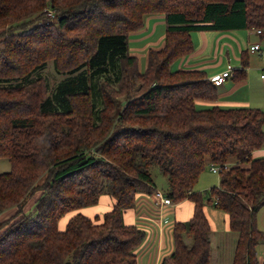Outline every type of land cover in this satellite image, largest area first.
I'll return each instance as SVG.
<instances>
[{"label": "trees", "instance_id": "trees-1", "mask_svg": "<svg viewBox=\"0 0 264 264\" xmlns=\"http://www.w3.org/2000/svg\"><path fill=\"white\" fill-rule=\"evenodd\" d=\"M46 9L54 24L39 21ZM158 12L165 44L149 49L143 71L130 37ZM248 28L264 30V0H0V158L11 163L0 215L15 207L0 220V264H138L146 231L124 212L157 189L155 166L173 204L194 203L161 264H212L207 204L237 233L232 264H264V156L252 155L264 147V111L199 108L219 97L207 72L171 69L194 51L192 32ZM50 60L65 75L55 83L42 73ZM138 81L147 86L134 93ZM209 165L222 169L220 184L196 191ZM105 192L115 203L102 218L76 211Z\"/></svg>", "mask_w": 264, "mask_h": 264}, {"label": "crops", "instance_id": "crops-1", "mask_svg": "<svg viewBox=\"0 0 264 264\" xmlns=\"http://www.w3.org/2000/svg\"><path fill=\"white\" fill-rule=\"evenodd\" d=\"M147 20L148 19H146V24L148 23ZM147 26H149V24H147ZM145 27L140 31L144 30ZM244 30L245 32H242L241 30H224V31L215 30L216 32L212 30L202 31L201 34L202 42L200 41V45L196 47L194 41V51L190 54V57L196 56L198 59L202 58L203 61L199 60V62H202V65H194L197 63L196 60H191L189 58L188 64L190 65H187L188 67H184V68L205 70L209 78H211L215 74H218L223 70H225L228 64H232V65L234 64L236 66L235 67L233 65L234 75L228 78L223 84L217 86L219 91L218 99L214 101V103L202 102V104H212L210 106H205V105L199 106L198 103L197 105L199 108H207L215 104L221 108L255 107L262 109L264 111V78L262 76L264 74V37L261 39L260 35H258L255 29L248 28ZM165 35H166V28H165V32L163 33V40H162V34H160V38L158 40V46L155 47H153L154 45L149 46L148 49L162 48L165 44V37H164ZM192 37H193V32H192ZM259 41L261 42V50L255 52L251 51L250 46L253 43ZM132 52H134L137 55L140 54L138 53V51L136 52L133 50ZM244 52H247L248 55L246 66L243 64L244 62H243L242 54ZM241 72H243L244 75ZM252 155L254 157H263L264 147L254 150ZM215 184L216 183H214V181L207 184L203 183V188L197 189L196 191L202 192L203 190L204 192H206L210 188L214 187ZM219 184H220V178H219ZM143 193L144 192L138 194L135 207L128 208L124 212V221L126 224L129 225L136 224L134 223L135 219H138V215H137L138 212L136 209L138 208L140 202L144 197ZM144 209L139 213L140 217L142 216L145 219L153 218L157 222L158 228L156 229L155 232V238L150 239L148 230L145 227L136 224L146 231V238L142 243V245L137 249L138 264H143L142 262L140 263V256L142 254L141 253L142 250L145 249L144 245L147 244L149 239L153 242V245H152L151 256L149 258L148 264H161L163 258L171 254L174 250L173 239H174L175 223L178 221H188L192 218L194 213V203L190 199H186L180 203L177 204L175 203L173 205H165L160 207L156 206V208L152 210V212H150L149 209H146L144 211ZM205 211L212 225V233H215V238L213 239L215 240V243L212 241L214 243L212 247V258H211L212 264H232L234 258L233 256L236 248L237 236L236 237L233 236L230 232L231 230L228 224V218L226 212L217 208L216 206H214V208L206 206ZM87 215H89L92 218H95L96 216L100 218L103 217V215H95V216H92L90 214ZM127 220H130V222H128ZM173 220L175 221L172 232L173 243L167 245L165 243V232L167 228L170 229V224ZM258 224L260 228L264 230V207L260 210L258 214ZM65 225L61 227L59 224L61 229H64ZM217 233H220L223 237L232 235L231 245L226 246L224 248V246L221 243V245L219 246L216 238ZM262 244L258 245L257 247V255L261 262H263L264 260V251L260 249V246Z\"/></svg>", "mask_w": 264, "mask_h": 264}, {"label": "rangeland", "instance_id": "rangeland-1", "mask_svg": "<svg viewBox=\"0 0 264 264\" xmlns=\"http://www.w3.org/2000/svg\"><path fill=\"white\" fill-rule=\"evenodd\" d=\"M154 14L146 15L145 21H146V19H148L147 20L148 21L147 24H149V26H147V24H146V27H145L144 30H142V31H140L138 33L134 32V33H132V35L130 37L131 51L134 50V51H136V52L138 51V53H140L139 54L140 66H141V69L143 71L147 68L148 53H149V49H150V48L148 49V47L149 46H153V45H154L153 47L158 46V40L160 38V34H162V40H163V33L165 32V28H166L165 16L161 15L159 12L158 13H154ZM42 16H43V18L39 19V21L42 24H46V25L54 24L55 18H56L54 10L46 9L45 13ZM151 16H153V17H151ZM43 19H45L46 22H42L41 20H43ZM255 30L257 31L258 29H255ZM241 31L245 32V30H241ZM201 34H202V31L193 32V38H194L196 47L200 45V41L202 42ZM212 34H215V33H212ZM258 35H260V38L262 39L264 37V30H262V33H258ZM132 53H134V52H132ZM190 54L182 57L181 59H179L177 61H175L171 65V69L172 70H175V69H186L184 67H188L187 65H190V64H188L189 58L191 60H196L197 63L194 64V65H202V62H199V60L203 61L202 58L198 59L196 56H191L190 57ZM42 73L44 75H46L51 80V82H54V83L59 81L63 77H65L64 74L59 73L56 70L53 60L48 61L47 66L43 69ZM165 78H168V77L165 76ZM138 84H139V86L135 88V90L133 91L134 93L136 92V90L138 88H140L141 85H143V87L141 89L142 91L147 86L146 81H145V85H144V81H141V82L138 81ZM203 105L210 106L212 104L199 103V106H203ZM242 165L243 166H250L251 164H250V162H244ZM212 166H214V165H209L208 166L209 168H207L201 174V176L199 178V181H198V183H197V185L195 187V190L202 189L203 188V183L207 184V183H211L212 181H214V183H216L214 186H218L219 185V178L221 176L222 169H220V171L218 173H214V172H212L213 170L211 169ZM228 166H229V163L225 164L223 166V170L228 168ZM233 166H238V163H235L234 165H232V167ZM10 169H11L10 161L7 158H0V172H6V171H9ZM152 173H153L154 181H155L156 186H157L156 190L159 189L163 193H165L166 190L169 188V180H168V178L162 174V172L159 170V168L157 166L152 168ZM156 190L154 191V193L156 192ZM202 192H204V191L202 190ZM153 194H150L149 192H146V193L144 192L143 193L144 197L142 196L143 199L140 202L138 208L136 209L137 212H138L137 213L138 219H135V221H134V223H136V224H138L140 226H143V227H145L148 230L150 239L151 238H155V232H156V229L158 228L157 227V222L153 218L145 219L142 216L140 217L139 213L144 208H145L144 211L146 209H149L150 212H152V210H154L156 208V206L160 207V204L156 203V198H155V196ZM38 195H39V193H35V195L33 197H31V198H29L27 200V203H26V205L24 207L25 211L30 212V210L33 208V205L35 203V199L38 197ZM114 203H115L114 197L105 192L104 194H102L101 200H100V202L98 204L82 207V208H80L78 210L82 211L83 213L90 214L92 216L103 215L107 210H109L111 207L114 206ZM206 206L214 208V206L212 204H207ZM14 211H15V207L8 209L7 211H5L4 213H2L0 215V220L3 221L4 218H7V217L9 218V216H11ZM68 217H69V215H67L66 217H64L60 221V226L61 227L66 224V222L68 220ZM127 221L130 222V220H127ZM174 222L175 221L173 220L171 222V224H170V229L167 228V230L165 232V243L167 245H170L171 243L174 242V241L172 242V236H173L172 232H173ZM230 232H231V234L233 236H235V237L237 236L236 232H234V231H230ZM231 236L223 237L220 233H217L216 238H217V242H218L219 246L221 245V243L224 246V248L226 246L231 245V242H232V237ZM210 237L212 239L211 241H213L215 243V240H213L215 238V233H212V236L210 235ZM150 239L148 240L147 244L144 245L145 249H143L142 252H141L142 254L140 256V263L142 262L143 264H148V262H149V258L151 256V251H152L151 249H152V245H153V242ZM187 241H188V243H191V238L188 237ZM213 242H212V247H213V244H214ZM260 249L262 251H264V243L260 246Z\"/></svg>", "mask_w": 264, "mask_h": 264}, {"label": "built area", "instance_id": "built-area-1", "mask_svg": "<svg viewBox=\"0 0 264 264\" xmlns=\"http://www.w3.org/2000/svg\"><path fill=\"white\" fill-rule=\"evenodd\" d=\"M258 33H262L261 29L257 30ZM250 50L255 52V51H260L261 50V42H255L250 46ZM234 66L232 64H228L225 70L222 72L215 74L214 76L211 77L212 82L216 85L219 86L223 84L227 78H230L231 76L234 75ZM264 78V74L262 75ZM211 169L214 172H219L220 168L216 165L212 166ZM156 198V203L160 204V206H165V205H173L172 200L161 190H156L154 194Z\"/></svg>", "mask_w": 264, "mask_h": 264}]
</instances>
